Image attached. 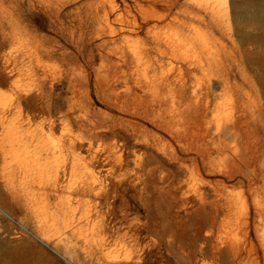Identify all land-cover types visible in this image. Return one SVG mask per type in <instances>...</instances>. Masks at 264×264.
<instances>
[{
    "label": "rangeland",
    "instance_id": "1",
    "mask_svg": "<svg viewBox=\"0 0 264 264\" xmlns=\"http://www.w3.org/2000/svg\"><path fill=\"white\" fill-rule=\"evenodd\" d=\"M239 4L264 0H0V261L264 264V18ZM166 74L209 101L211 131L160 91Z\"/></svg>",
    "mask_w": 264,
    "mask_h": 264
},
{
    "label": "bare ground",
    "instance_id": "2",
    "mask_svg": "<svg viewBox=\"0 0 264 264\" xmlns=\"http://www.w3.org/2000/svg\"><path fill=\"white\" fill-rule=\"evenodd\" d=\"M234 13H235V16L237 17V18H239V19H245V18H251L252 20H254V21H259L260 19H262V18H264V4H263V6H261L259 9H256V10H250L249 8H248V6L246 5V4H242V5H238V6H235V8H234ZM6 36V34L5 33H3L2 34V38L3 37H5ZM15 36V35H14ZM48 53V52H47ZM47 53H45V56H48L49 54H47ZM167 56V55H166ZM11 57H9L8 59H6V61H5V64H6V66H8V67H11L12 66V64H13V62H11ZM13 61V60H12ZM16 63V62H15ZM15 70V69H14ZM154 70H156V69H154ZM172 70V69H171ZM10 73H13V70H11V71H9ZM167 72H169V71H167ZM170 74L172 73L171 71L169 72ZM174 74H175V72H174ZM188 74H190L189 72H188ZM176 75V74H175ZM182 76H184V79H186V80H188L187 78L189 77H185V75H186V73H184V74H181ZM181 76V77H182ZM174 77V76H173ZM172 76H170L169 74H166V76H162L161 78H160V82H158L159 83V87H160V91H162L163 93H164V91L166 90L171 96H177V95H179V98H178V100H179V105L182 107V106H186V108H185V111H189V114H191L192 115V117H193V119H194V121H195V127H196V131H211V129H212V125L209 123H207L206 121H205V118H206V116H207V114H208V109H209V101L207 102V103H205V102H202V101H200L199 99V101L197 100V98L195 97H193V96H188L187 94V90H188V88L186 89L185 88V85L186 84H184V82H183V77H182V79H180L181 80V84H182V86L180 87L179 86V88H178V86H176L175 84L176 83H173V81H172V78H173ZM177 77H178V75H177ZM176 79V78H175ZM186 80H184V81H186ZM189 81V80H188ZM188 81H186L185 83H187ZM179 82V81H178ZM138 83V82H137ZM141 83V82H140ZM153 83V82H152ZM155 83V82H154ZM139 84V83H138ZM147 84H148V82H147ZM151 84V83H150ZM115 86V85H114ZM139 86V85H138ZM151 86H152V84H151ZM153 86H155V84H153ZM129 87V86H128ZM188 87V86H187ZM114 88V87H113ZM132 88V87H131ZM148 88V87H147ZM191 88V87H190ZM137 89V88H136ZM150 89H153V88H149V90ZM186 89V90H185ZM145 90V89H144ZM154 90V89H153ZM26 91V90H25ZM133 91V90H132ZM159 91V92H160ZM115 92V91H114ZM28 93V92H27ZM116 93V92H115ZM121 93V92H120ZM119 93V94H120ZM26 94V93H25ZM130 94V93H129ZM193 94H195V93H193ZM192 94V95H193ZM199 94V93H198ZM27 95H29V94H27ZM126 95V94H125ZM196 95V94H195ZM37 96V95H36ZM131 96V95H130ZM199 96V95H198ZM209 96V95H208ZM25 97V96H24ZM137 97V96H136ZM155 97V96H154ZM27 98H28V96H27ZM30 98V97H29ZM28 98V99H29ZM111 98V97H110ZM109 98V99H110ZM142 98H143V96H142ZM157 98V97H156ZM155 98V99H156ZM168 97H166V98H163L162 100H161V103H160V105L161 106H166V103H167V99ZM199 98V97H198ZM131 99V98H130ZM133 99H135V98H133ZM144 99V98H143ZM203 99V98H202ZM31 100V99H30ZM128 100V99H127ZM132 100V99H131ZM145 100V99H144ZM154 100V99H153ZM209 100V99H208ZM26 101V100H25ZM111 102V101H110ZM120 102H121V99H120ZM119 102V103H120ZM129 102V101H128ZM142 102V101H141ZM175 102H177V101H175ZM126 103V102H125ZM143 103V102H142ZM126 105H128V103H126ZM140 106H141V104H140ZM138 107V106H137ZM145 107V106H144ZM149 107V106H148ZM147 107V108H148ZM156 107V106H155ZM130 108V107H129ZM140 108V107H139ZM146 108V109H147ZM163 108V107H162ZM172 108H174V107H172ZM177 108H178V106H177ZM119 109V108H118ZM135 109V108H134ZM143 109V108H142ZM167 109V108H166ZM136 110V109H135ZM148 110V109H147ZM159 110H161V109H159ZM168 110V109H167ZM180 110V109H179ZM178 109H177V111H179ZM143 111H145L144 109H143ZM175 111H176V109H175ZM132 112V111H131ZM136 112V111H135ZM142 112V111H141ZM148 112H150V111H148ZM148 112H147V114H148ZM156 112V111H155ZM165 112V111H164ZM124 113V112H123ZM129 113V112H128ZM127 113V114H128ZM144 113V112H143ZM168 113H170L169 111H168ZM171 113H173V111L171 112ZM170 113V114H171ZM184 112L181 110V111H179L178 113H177V115L178 116H181L182 117V114H183ZM188 113V112H187ZM187 113H185V115L187 114ZM125 114V113H124ZM136 114V113H135ZM134 114V115H135ZM163 115H164V113H163ZM175 115V114H174ZM140 116L142 117V115L140 114ZM143 116H145V114L143 115ZM147 116V115H146ZM170 116V115H169ZM173 116V115H172ZM161 117V116H160ZM138 118V117H137ZM149 118V117H148ZM156 118V117H155ZM164 118H166L165 116H164ZM247 117H245V118H243V116L242 117H240V118H238V119H236V120H234V121H231V122H228V123H226V124H217L216 125V131H218V135L219 136H225V137H227V133L229 134V132L230 131H240L244 126L245 127H249V125H248V122H246V121H244L245 119H246ZM161 119V118H160ZM177 119V118H176ZM181 119V121H182V118H180ZM4 120V119H3ZM2 120V121H3ZM153 120V119H152ZM158 120V119H157ZM154 121V120H153ZM156 121V120H155ZM154 121V122H155ZM171 122L169 123V122H167L166 123V121L164 122V124L162 123L161 124V127H162V129H165L166 131H168L169 133H173V128L175 127H173L172 126V124L171 123H174L175 122V119L173 120V118H172V120H170ZM162 122V121H161ZM179 122V121H178ZM46 123V122H45ZM1 124V123H0ZM48 124V123H47ZM84 124V123H83ZM177 124V123H176ZM208 124V125H207ZM85 125V124H84ZM83 125V126H84ZM157 125V124H156ZM183 125V124H182ZM207 125V126H206ZM47 126V125H46ZM46 126H44V124H43V127L41 126V129H45L46 131H47V133H49L50 131H52L53 129H54V126H55V124L53 123V122H50L49 123V126L48 127H46ZM204 126H206V128H203ZM40 129V130H41ZM179 130V129H178ZM42 131V130H41ZM41 131H39V133L41 132ZM26 132V131H25ZM37 133V132H36ZM38 133V134H39ZM235 133V132H234ZM233 133V134H234ZM242 133V132H241ZM236 134V133H235ZM40 136H38L39 138L37 139V142L36 143H38L39 145L38 146H40L41 148H45L46 146V143H45V132L44 133H40L39 134ZM37 136V135H36ZM230 135H228V137H229ZM76 137V136H75ZM232 137H234V136H232ZM21 139V138H20ZM79 139V138H78ZM69 141V140H68ZM67 143V142H66ZM35 144V143H34ZM80 144H76L74 141H70L69 143H68V148L69 149H72V150H74V149H80L79 146ZM224 145V143L223 142H221V148H219V151H222V150H224L225 149V146H223ZM52 146V145H51ZM37 147V146H36ZM66 148V147H65ZM63 149H64V147H63ZM77 150H76V152H77ZM34 151V150H33ZM45 151V158H44V161L46 162V163H48V161H49V159H50V156L51 155H54V153H55V151L52 153V151H51V149H50V151H49V149L47 148V149H45L44 150ZM59 152H60V150H58ZM61 151H62V146H61ZM65 152V151H64ZM72 152V151H71ZM73 153V152H72ZM79 154V153H78ZM44 155V154H43ZM60 155H61V153H60ZM78 156V155H77ZM77 156H76V158H77ZM88 157V156H87ZM52 158V157H51ZM56 158V157H55ZM43 159V158H42ZM78 159V158H77ZM52 160H53V158H52ZM56 159H54V161H55ZM94 160V159H93ZM58 160H56V162H57ZM60 161V160H59ZM58 161V163H60ZM67 161V160H66ZM55 162V163H56ZM52 165V164H51ZM67 165V164H66ZM59 166V165H58ZM40 169V168H39ZM38 169V170H39ZM63 169V168H62ZM50 170V169H49ZM54 171H53V176H54V180H55V182H53L54 183V187H55V192H58V190H59V188H61V187H59V183H58V180H60L59 179V174H60V168L58 167H56V169H53ZM44 171V170H43ZM63 171H65V170H63ZM63 171H61V172H63ZM66 172V171H65ZM79 173V172H78ZM93 175V174H92ZM40 176V175H39ZM62 176V175H61ZM34 178V177H33ZM44 178V177H43ZM53 178V177H52ZM62 178V177H61ZM64 178V177H63ZM48 179H49V177H48ZM95 179V178H94ZM40 180V179H39ZM52 181V180H51ZM50 181V182H51ZM62 181V180H61ZM95 182H99L98 180H94ZM48 184V183H47ZM61 185V184H60ZM62 185H63V183H62ZM61 185V186H62ZM48 186V185H47ZM46 187V186H45ZM44 189V188H43ZM73 190V189H72ZM97 190H99V189H97ZM34 191V190H33ZM41 191V190H40ZM43 191V190H42ZM53 191V190H52ZM62 191V190H61ZM73 193V192H72ZM99 193V192H98ZM43 194V193H42ZM47 196H50V195H47V194H45V197H47ZM44 197V196H43ZM51 197V196H50ZM52 197H53V195H52ZM71 198V197H70ZM44 199V198H43ZM54 199V198H53ZM31 201H32V199H31ZM34 201H35V199H34ZM33 201V202H34ZM43 202V201H42ZM35 203H36V201H35ZM71 204H73V203H71ZM36 205V204H35ZM75 205V204H74ZM34 206V205H33ZM44 207V206H43ZM42 207V208H43ZM74 207V206H73ZM72 207V208H73ZM75 210H76V208H74ZM74 209H71V207L69 206V208L66 210H63V214H62V217L60 218V219H62V221H61V224L64 226V230H66V228H68L69 226H71L72 227V222L74 223V221H75V219H74V217H75V213H76V211L74 210ZM36 210H37V208H36ZM38 210H39V208H38ZM43 211H44V209H40V211L39 212H35V215H37L38 217V219H40L44 224H47L48 226H49V223H48V221H47V218H45V217H42V219H41V215L43 214ZM44 212H46V211H44ZM31 213H32V211H31ZM55 213V212H54ZM33 214V213H32ZM47 214V213H46ZM56 214V213H55ZM77 214V213H76ZM44 215V214H43ZM46 216V215H45ZM48 216V215H47ZM46 216V217H47ZM61 216V215H60ZM82 216V215H81ZM55 217H56V215H55ZM57 218V217H56ZM76 218V217H75ZM37 219V220H38ZM73 219H74V221H73ZM84 219V218H83ZM36 220V221H37ZM76 220H77V218H76ZM60 222V221H59ZM42 224V223H41ZM56 224V223H55ZM75 224V223H74ZM3 226V225H2ZM1 225H0V233H1V230H2V227ZM50 227V226H49ZM52 227H54L55 228V225L54 226H52ZM51 227V228H52ZM70 227V228H71ZM74 227V226H73ZM85 227V226H84ZM45 228V227H44ZM79 228V227H78ZM89 229V228H88ZM56 230V229H55ZM63 230V229H62ZM5 231V230H4ZM207 242V241H206ZM208 243V242H207ZM206 244V243H205ZM205 247V246H204ZM201 249H203V248H201ZM196 250V249H195ZM226 250L227 251H231V252H234V248H232V247H226ZM203 251V250H202ZM199 255V254H198ZM203 255V254H202ZM0 264H11L9 261H5V260H1L0 261Z\"/></svg>",
    "mask_w": 264,
    "mask_h": 264
}]
</instances>
